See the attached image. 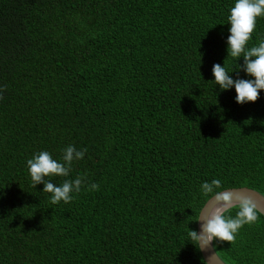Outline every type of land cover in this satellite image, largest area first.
Listing matches in <instances>:
<instances>
[{"label": "trees", "instance_id": "16d2710c", "mask_svg": "<svg viewBox=\"0 0 264 264\" xmlns=\"http://www.w3.org/2000/svg\"><path fill=\"white\" fill-rule=\"evenodd\" d=\"M232 5L0 0V264H205L187 235L201 182L264 195V90L238 104L211 72L249 78L226 51ZM262 39L264 17L248 47ZM68 145L83 159L49 179L83 182L53 205L26 160ZM213 244L264 264V216Z\"/></svg>", "mask_w": 264, "mask_h": 264}, {"label": "clouds", "instance_id": "9594fccd", "mask_svg": "<svg viewBox=\"0 0 264 264\" xmlns=\"http://www.w3.org/2000/svg\"><path fill=\"white\" fill-rule=\"evenodd\" d=\"M260 17H264V0H233L227 17V54L235 61L243 58V63L236 68L249 78H233L230 73L234 68L229 70L224 64L215 63L211 68L215 85H219L221 91L234 89V100L238 104L255 102L260 91L264 90V39L248 47ZM85 151L86 149L78 150L73 145H68L63 149L59 160L46 150L33 154L26 160L32 186L35 188L37 184H42V190L51 194L49 201L53 205L70 202L73 199L72 193L81 190L82 179H65L62 184L56 185L49 177H68L73 162L83 159ZM97 188V184L91 185L92 190ZM222 188V181L218 178L202 181L199 185L200 193L211 198L213 203L207 212L203 208L199 209V215L194 220L198 222L199 229H189L187 234L188 241L198 249L213 246L214 241L232 242L242 226L257 221L259 210L251 198L241 195L234 197L231 192L221 190ZM232 209H235V216L228 214Z\"/></svg>", "mask_w": 264, "mask_h": 264}, {"label": "water", "instance_id": "95a60500", "mask_svg": "<svg viewBox=\"0 0 264 264\" xmlns=\"http://www.w3.org/2000/svg\"><path fill=\"white\" fill-rule=\"evenodd\" d=\"M222 190L231 192L234 197L236 195H241V196H247L251 198L256 203L259 213L264 216V195H262L257 190L250 188V187H246V186L230 187V188H225ZM212 203L213 201L211 200V198H208L206 200V202L202 206L204 212H207L211 208ZM196 229L197 230L199 229L198 222H196ZM199 250H200V253H201V256L204 262L207 261V264H226L217 254L214 246L210 245L204 249H199Z\"/></svg>", "mask_w": 264, "mask_h": 264}]
</instances>
